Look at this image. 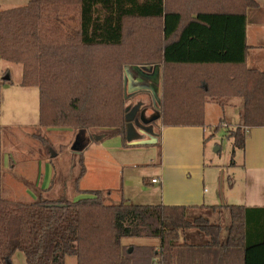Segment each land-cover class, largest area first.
I'll list each match as a JSON object with an SVG mask.
<instances>
[{
	"label": "trees",
	"instance_id": "trees-1",
	"mask_svg": "<svg viewBox=\"0 0 264 264\" xmlns=\"http://www.w3.org/2000/svg\"><path fill=\"white\" fill-rule=\"evenodd\" d=\"M257 7L254 0H29L0 11V59L21 65L20 87L37 88L38 125L76 132L79 155L95 142L89 131L128 147V66L161 68L163 128H203L207 102L224 108L241 99L228 137L243 151L247 132L264 127V70L245 63L246 13ZM1 170L0 127V264H11L17 251L26 264L66 257L76 264H264V208L105 204L99 191L25 204L1 196ZM123 238L159 243L129 253Z\"/></svg>",
	"mask_w": 264,
	"mask_h": 264
},
{
	"label": "crops",
	"instance_id": "crops-1",
	"mask_svg": "<svg viewBox=\"0 0 264 264\" xmlns=\"http://www.w3.org/2000/svg\"><path fill=\"white\" fill-rule=\"evenodd\" d=\"M256 9L246 13L245 63L247 68L264 70V0H254ZM125 97L128 121L127 145L119 137L106 138L93 134L91 143L80 155L81 176L77 191H99L105 201H127L139 205L219 206L242 205L264 208V127L247 132L243 162H234L221 171L216 179L206 178L205 151L209 130L223 125L230 130L238 126L236 116L227 113L228 104L221 108L213 102L204 106V127H161L159 66L125 67ZM214 106V116L207 121V108ZM213 114V113H212ZM239 117V115H238ZM212 121V122H211ZM239 121V120H238ZM235 122V123H233ZM156 149V155L144 153ZM161 153L156 171H148ZM144 153V154H143ZM137 166V169H135ZM241 166L244 177L235 175ZM233 167V168H232ZM136 170L137 172H135ZM226 172V187L223 175ZM155 179L157 183L151 181ZM155 246V245H154Z\"/></svg>",
	"mask_w": 264,
	"mask_h": 264
},
{
	"label": "rangeland",
	"instance_id": "rangeland-1",
	"mask_svg": "<svg viewBox=\"0 0 264 264\" xmlns=\"http://www.w3.org/2000/svg\"><path fill=\"white\" fill-rule=\"evenodd\" d=\"M28 2L29 0H0V11L23 7ZM21 71V65L0 59V82L3 78H9L11 81L0 86L1 196L10 201L25 204L61 198L77 200L83 195H79L77 191L81 176L80 155L72 149L76 132L62 128H42L38 125V90L19 86ZM230 105L233 108H228L227 113L231 116L237 115L236 121L240 122L238 115L242 108V100L231 99ZM212 107L214 106L207 108V121L214 116ZM127 117L129 119L130 116ZM159 126L160 123L155 124L156 130ZM208 132L207 141H211L205 151V173L207 179L208 176L211 179L217 178L215 188L208 187L209 191L215 192L219 185L217 181L221 171L228 169L231 162H237V164L243 162L244 157L243 151L233 150L232 139H229L226 127L219 124ZM88 133L89 136L99 135L98 131ZM35 136L44 138L46 143L44 144ZM144 153L153 156L156 155V149H147ZM159 160H161V153H158L153 162H148V171L151 174L156 171L155 165L160 162ZM234 172L238 178L244 177L241 166L234 167ZM226 176L225 172L223 175L225 187ZM105 204L118 203L105 201ZM223 222L224 224L227 222L225 213ZM121 243L129 249L132 246H157L159 241L153 238H123ZM11 264H26L23 254L19 251L15 252ZM64 264H76L75 257H66Z\"/></svg>",
	"mask_w": 264,
	"mask_h": 264
},
{
	"label": "built area",
	"instance_id": "built-area-1",
	"mask_svg": "<svg viewBox=\"0 0 264 264\" xmlns=\"http://www.w3.org/2000/svg\"><path fill=\"white\" fill-rule=\"evenodd\" d=\"M151 182H152V183H157V180L153 179Z\"/></svg>",
	"mask_w": 264,
	"mask_h": 264
},
{
	"label": "water",
	"instance_id": "water-1",
	"mask_svg": "<svg viewBox=\"0 0 264 264\" xmlns=\"http://www.w3.org/2000/svg\"><path fill=\"white\" fill-rule=\"evenodd\" d=\"M131 250H132V249H131V248H129V249H128V252L130 253V252H131Z\"/></svg>",
	"mask_w": 264,
	"mask_h": 264
}]
</instances>
